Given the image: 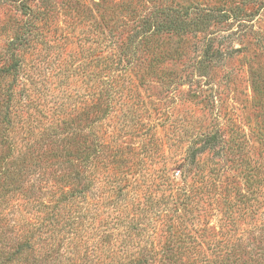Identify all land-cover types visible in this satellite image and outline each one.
<instances>
[{
	"label": "trees",
	"instance_id": "16d2710c",
	"mask_svg": "<svg viewBox=\"0 0 264 264\" xmlns=\"http://www.w3.org/2000/svg\"><path fill=\"white\" fill-rule=\"evenodd\" d=\"M147 1L0 0V264H264V119L169 163L138 72L188 24Z\"/></svg>",
	"mask_w": 264,
	"mask_h": 264
},
{
	"label": "rangeland",
	"instance_id": "374dc122",
	"mask_svg": "<svg viewBox=\"0 0 264 264\" xmlns=\"http://www.w3.org/2000/svg\"><path fill=\"white\" fill-rule=\"evenodd\" d=\"M149 1L144 5L160 0ZM166 2L188 26L172 32L171 38L160 37L176 58L138 72L143 75L139 99L150 102L139 112L140 119L158 124L151 132L162 141L169 163V136L179 129H217L228 135L238 127L252 143L254 119H264V0ZM200 18L203 24L197 30L192 21ZM201 53L210 60L196 65ZM258 218L264 220V215ZM214 221L215 216L210 218Z\"/></svg>",
	"mask_w": 264,
	"mask_h": 264
}]
</instances>
